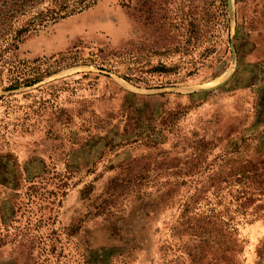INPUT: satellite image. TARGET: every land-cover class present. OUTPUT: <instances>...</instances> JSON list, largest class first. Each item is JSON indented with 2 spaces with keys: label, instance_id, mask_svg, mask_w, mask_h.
I'll use <instances>...</instances> for the list:
<instances>
[{
  "label": "rangeland",
  "instance_id": "374dc122",
  "mask_svg": "<svg viewBox=\"0 0 264 264\" xmlns=\"http://www.w3.org/2000/svg\"><path fill=\"white\" fill-rule=\"evenodd\" d=\"M13 56L0 264H264V0H98Z\"/></svg>",
  "mask_w": 264,
  "mask_h": 264
},
{
  "label": "trees",
  "instance_id": "16d2710c",
  "mask_svg": "<svg viewBox=\"0 0 264 264\" xmlns=\"http://www.w3.org/2000/svg\"><path fill=\"white\" fill-rule=\"evenodd\" d=\"M97 1L0 0V89L11 91L30 86L43 77L36 72L31 73L32 69H28L26 62L13 56L25 37L84 12ZM5 82L7 87H3ZM246 172L249 175L250 171ZM248 202L251 203L250 197Z\"/></svg>",
  "mask_w": 264,
  "mask_h": 264
}]
</instances>
